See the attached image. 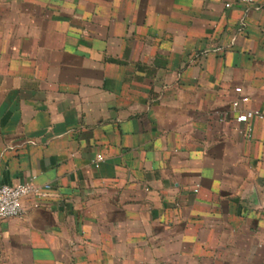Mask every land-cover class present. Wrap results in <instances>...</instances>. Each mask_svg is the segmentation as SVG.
<instances>
[{
    "label": "crops",
    "instance_id": "0c3cea01",
    "mask_svg": "<svg viewBox=\"0 0 264 264\" xmlns=\"http://www.w3.org/2000/svg\"><path fill=\"white\" fill-rule=\"evenodd\" d=\"M247 109L264 0H0V187H51L0 222V264H264Z\"/></svg>",
    "mask_w": 264,
    "mask_h": 264
},
{
    "label": "built area",
    "instance_id": "2783aa9c",
    "mask_svg": "<svg viewBox=\"0 0 264 264\" xmlns=\"http://www.w3.org/2000/svg\"><path fill=\"white\" fill-rule=\"evenodd\" d=\"M239 3L254 5L257 0H237ZM227 7H231L230 4ZM236 92L241 94L242 89H236ZM240 101L242 103H247L249 101L248 97H241ZM239 101L235 102V107L239 106ZM253 119H258L264 122V113L257 109H247L241 112L236 121L238 123H248ZM103 160L102 155H98L97 162ZM51 187L49 185L44 188L35 186L32 183L18 184L15 186L4 185L0 187V222L8 219L21 218L25 215L26 210L23 205L24 199L33 195L36 197H43L46 195V191ZM195 192H199V187H196Z\"/></svg>",
    "mask_w": 264,
    "mask_h": 264
}]
</instances>
